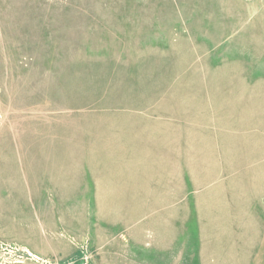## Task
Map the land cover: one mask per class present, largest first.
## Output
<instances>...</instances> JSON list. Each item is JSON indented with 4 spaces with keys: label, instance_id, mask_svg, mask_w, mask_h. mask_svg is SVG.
Wrapping results in <instances>:
<instances>
[{
    "label": "rangeland",
    "instance_id": "1",
    "mask_svg": "<svg viewBox=\"0 0 264 264\" xmlns=\"http://www.w3.org/2000/svg\"><path fill=\"white\" fill-rule=\"evenodd\" d=\"M238 91L256 142L229 162L235 141L207 128ZM263 155L264 0H0V264H121L120 225L98 256L78 234L93 204L116 222L179 204L194 233V193ZM49 229L73 256L28 252Z\"/></svg>",
    "mask_w": 264,
    "mask_h": 264
},
{
    "label": "crops",
    "instance_id": "2",
    "mask_svg": "<svg viewBox=\"0 0 264 264\" xmlns=\"http://www.w3.org/2000/svg\"><path fill=\"white\" fill-rule=\"evenodd\" d=\"M243 97L244 94L239 91L238 94L230 93V96L226 92L222 94L217 105L221 107V112L229 114L226 119H232L233 115L235 118L219 125L217 122L218 127L207 128L219 129L218 136L224 139L230 136L224 142L226 144L235 141V146H238V152L235 151L237 156L230 155L226 160L229 162L241 161L242 146H251L256 142L249 134L241 131L243 122L238 120V112L241 111V105L248 104ZM176 126L174 127L177 129ZM221 141L223 142L222 139ZM209 143L211 144L210 141ZM202 153V159L207 162L219 158H215L214 154L211 156L212 152L209 151ZM177 159L176 154L174 160ZM254 159L251 158L246 163L240 162L235 171L219 169L214 173L218 179L209 184L212 189L204 187L199 191L202 193H194V233L188 234L184 224L180 226L184 217L172 216L173 208H178L179 204H148L145 205L147 209L152 206L154 209H170V212L154 217L141 216L135 221H131L130 216H123L118 222L109 214L99 217L97 210L100 204H93L97 214L80 218L83 220V227L78 234L89 241L90 254L98 256L99 249L111 246V236H115L114 228L120 225L121 228L117 231L121 234L122 246H126L121 254V264H264V155L256 157L258 163H254ZM256 164L259 169L254 168ZM59 205L63 207L62 204ZM106 205L109 207V204ZM142 206L143 204H138L139 208ZM124 208H131V204H125ZM57 218L61 222V217ZM72 220H78V217ZM100 225L105 226L104 233L100 230ZM50 231L52 230L49 229V233ZM39 236L48 242L44 244L48 250L44 249L42 252L37 244L33 246L28 243L25 248L29 253L44 258L65 259L74 255L71 251L65 252L68 247L73 249L69 244L72 237L67 238L63 233H39ZM53 237H58L61 241L58 246L54 245L56 238ZM132 243L137 244L139 253L131 252L129 245Z\"/></svg>",
    "mask_w": 264,
    "mask_h": 264
}]
</instances>
